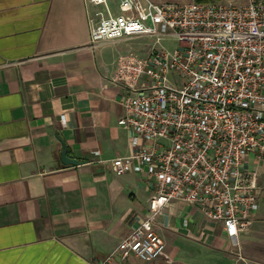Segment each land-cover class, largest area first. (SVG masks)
Masks as SVG:
<instances>
[{
    "label": "crops",
    "instance_id": "1",
    "mask_svg": "<svg viewBox=\"0 0 264 264\" xmlns=\"http://www.w3.org/2000/svg\"><path fill=\"white\" fill-rule=\"evenodd\" d=\"M96 9L0 0V264H99L148 213L144 174L111 170L129 132L117 124L123 89L107 82L121 54L102 51L123 41L90 43ZM61 142L79 164H62ZM243 167L256 172L259 207L234 240L173 201L154 221L165 254L110 264H264V162L249 155Z\"/></svg>",
    "mask_w": 264,
    "mask_h": 264
},
{
    "label": "built area",
    "instance_id": "2",
    "mask_svg": "<svg viewBox=\"0 0 264 264\" xmlns=\"http://www.w3.org/2000/svg\"><path fill=\"white\" fill-rule=\"evenodd\" d=\"M85 1L97 8L93 46L152 39L144 57L119 55L107 79L123 89L117 124L130 148L111 170L144 174L148 213L99 264L163 256L154 221L173 201L194 205L234 240L259 207L256 172L243 166L249 155L264 162V0Z\"/></svg>",
    "mask_w": 264,
    "mask_h": 264
},
{
    "label": "rangeland",
    "instance_id": "3",
    "mask_svg": "<svg viewBox=\"0 0 264 264\" xmlns=\"http://www.w3.org/2000/svg\"><path fill=\"white\" fill-rule=\"evenodd\" d=\"M206 1L209 2L211 1L213 3H241L243 0H206ZM109 2L111 5H113L114 0H109ZM180 2L186 3L190 1L180 0ZM113 12L116 13V10H114ZM151 45H152V39H148V38L131 39L128 40L127 42H123L114 47L103 48L102 53L106 61H109L113 55L115 56L117 54H125L128 52H132L139 57H144L148 53ZM162 45L167 48H173L176 47V41L165 39L162 41ZM155 47L157 48L158 46L156 45Z\"/></svg>",
    "mask_w": 264,
    "mask_h": 264
},
{
    "label": "water",
    "instance_id": "4",
    "mask_svg": "<svg viewBox=\"0 0 264 264\" xmlns=\"http://www.w3.org/2000/svg\"><path fill=\"white\" fill-rule=\"evenodd\" d=\"M60 157H61V162L64 165H69V164L77 165V164L80 163L78 160L67 156V154H66V147H65V144L63 142H61V153H60Z\"/></svg>",
    "mask_w": 264,
    "mask_h": 264
}]
</instances>
